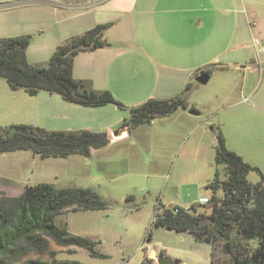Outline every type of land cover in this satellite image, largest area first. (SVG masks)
Masks as SVG:
<instances>
[{
  "label": "crops",
  "instance_id": "0c3cea01",
  "mask_svg": "<svg viewBox=\"0 0 264 264\" xmlns=\"http://www.w3.org/2000/svg\"><path fill=\"white\" fill-rule=\"evenodd\" d=\"M256 3L261 0H0V38L29 36L26 57L32 64L46 65L56 47L67 38L111 23L103 36L108 45L76 54L72 73L78 80L89 81L95 90L111 91L126 105L83 106L46 91L31 96L23 89L12 90L0 79V112L5 118L0 125L32 124L52 131L106 132L110 142L91 151L90 157H96L114 152L115 147L126 142L133 146L146 140L143 131L154 120L133 128L129 134L118 131L129 117L130 108L140 105L145 97L139 96L145 80L149 84L143 92L148 99L172 98L182 93L189 82L187 93L194 81L206 84L212 80L213 93L194 108L201 117L187 111L190 104L186 100V109L167 116L178 114L182 118L179 128L169 129V133L184 140L187 131L198 132L203 155V151L214 150L220 131L227 148L233 151L231 143L246 144L245 137L253 127L252 115L257 113L264 119V54L259 62L252 42L253 38L259 39L264 46V7L261 9ZM205 73L209 74L205 83L196 81ZM208 121L214 125L211 138L205 131ZM73 156L76 154L63 159ZM134 161L131 159L129 168L134 169ZM100 170L107 182L123 175L107 159L101 161ZM169 173L167 184L172 167ZM173 183L176 198L191 203L202 196L196 184L190 190L179 181ZM128 192L129 188L121 193V200L124 195L127 201L133 200ZM179 234L183 241L186 232ZM145 244L137 264L145 255L157 264L160 250L181 264H189L178 256L177 248L162 244L156 247L152 233L151 241ZM210 253L211 246L209 256Z\"/></svg>",
  "mask_w": 264,
  "mask_h": 264
},
{
  "label": "trees",
  "instance_id": "16d2710c",
  "mask_svg": "<svg viewBox=\"0 0 264 264\" xmlns=\"http://www.w3.org/2000/svg\"><path fill=\"white\" fill-rule=\"evenodd\" d=\"M110 25H96L67 38L56 47L46 65L28 62L29 36L0 38V78L12 90L23 89L31 96L46 91L83 106L110 103L124 108L111 91L95 90L89 81L78 80L72 73L76 54L108 45L103 36ZM190 86V82L187 83L182 93L172 98H149L131 107L129 117L123 120L118 131L129 134L139 125L186 109V93ZM109 142L106 132L52 131L32 124L0 125V153L29 150L41 159L66 158L75 154L89 157L93 149ZM214 163L223 166L224 177L220 178L216 170L206 183V188L211 191L209 201L205 204L195 202L184 208L167 207L157 199L151 226L186 232L196 242L209 244V264H264V175L258 166L244 161L227 148L220 131L216 134ZM250 171L259 174L258 182L247 180ZM108 205L107 200L89 187H56L50 182H39L25 185L14 196L0 190V264H84L58 259L57 251L50 247L48 239L58 246H75L85 249L91 256L106 258V254L96 249L99 241L72 234L64 224L56 225L55 218L67 209L104 210ZM144 241H151L150 229L146 231ZM179 262L164 250L157 253V264ZM139 264H154V260L145 255Z\"/></svg>",
  "mask_w": 264,
  "mask_h": 264
},
{
  "label": "rangeland",
  "instance_id": "374dc122",
  "mask_svg": "<svg viewBox=\"0 0 264 264\" xmlns=\"http://www.w3.org/2000/svg\"><path fill=\"white\" fill-rule=\"evenodd\" d=\"M259 4L262 9L264 0L256 3ZM132 82L135 84V79ZM212 83V80L206 84L193 82L192 89L186 93L189 108L194 109L204 103L207 94L213 93ZM147 84H149L147 80L141 83L139 96L145 97L139 101L140 103L148 99L147 93H144ZM213 104H217V100H213ZM194 116L201 117V115ZM252 116L253 127L249 131L250 134L245 137L246 144L231 143V147L237 154L255 163L264 175V119L257 113ZM165 117L167 116L154 119V123L145 128L143 131V135H146L145 141L137 142L133 146L130 142H126L115 147L114 152H105L96 157L76 155L69 159L52 157L41 159L29 150L0 153V190L14 196L27 184L50 182L56 187H93V190L101 192L99 194L102 198L109 202L106 209L96 212L67 209L56 216L55 224L58 226L64 224L72 234L99 241L96 249L107 257H94L83 248L58 246L48 239L50 247L57 251L58 259L77 260L84 264H137L142 256V247L146 245L144 235L150 229L152 242L156 247L162 244L177 248L175 251L180 254L178 256L187 260L189 264H209V245L194 242L193 236L189 233H186V238L180 241L179 232L151 226L156 199H160L167 207L178 204L188 208L195 203L194 201L188 203L181 197L176 198L173 182L179 181L190 190H194V186L197 185L199 194L208 196L211 191L206 188V182L213 178L215 171L218 170L220 178L224 177L223 166H216L214 163V150L210 148L208 152L203 151L202 155L199 133L187 131L184 140L177 139L175 133H169V129L177 130L182 118L180 119L178 114ZM3 120L5 118L0 112V121ZM163 127L166 128L163 130ZM205 128H207L206 135L211 138L213 122L208 121ZM177 157L178 159L175 160ZM103 159L112 161L123 175L107 182L100 170ZM131 159L135 160L134 169L128 167ZM249 161L246 162L250 163ZM171 167V178L167 184ZM180 169L184 170L180 171ZM247 180L256 183L260 180V176L257 172L250 171ZM127 188L133 198L132 201H127L125 195L123 200L120 198L121 193ZM218 193L222 194L221 191ZM188 242L193 245H188ZM68 249L75 252L70 253Z\"/></svg>",
  "mask_w": 264,
  "mask_h": 264
},
{
  "label": "built area",
  "instance_id": "2783aa9c",
  "mask_svg": "<svg viewBox=\"0 0 264 264\" xmlns=\"http://www.w3.org/2000/svg\"><path fill=\"white\" fill-rule=\"evenodd\" d=\"M253 46L257 55V59L260 62V56L264 54V46L261 44L259 39L253 38ZM209 201V197L207 195L201 196L198 199V203L200 204H205Z\"/></svg>",
  "mask_w": 264,
  "mask_h": 264
},
{
  "label": "water",
  "instance_id": "95a60500",
  "mask_svg": "<svg viewBox=\"0 0 264 264\" xmlns=\"http://www.w3.org/2000/svg\"><path fill=\"white\" fill-rule=\"evenodd\" d=\"M98 47H101V46H98ZM208 77H209V74L205 73V74H202V75L196 77V81L201 82V83H205L207 81ZM188 112L191 114H195V115L198 114V112L193 108H189Z\"/></svg>",
  "mask_w": 264,
  "mask_h": 264
}]
</instances>
